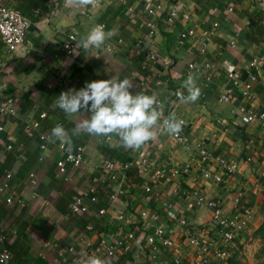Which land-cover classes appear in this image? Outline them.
<instances>
[{
  "label": "crops",
  "instance_id": "obj_1",
  "mask_svg": "<svg viewBox=\"0 0 264 264\" xmlns=\"http://www.w3.org/2000/svg\"><path fill=\"white\" fill-rule=\"evenodd\" d=\"M141 1L97 0L96 6L78 9L68 6L66 0L5 1L22 12L30 26L23 44L14 50H8L0 39V93L15 103L13 116L0 114V149L6 135L12 140L11 151L0 156V185L4 186L0 232L5 235L0 247L9 254L0 264H82L91 256L104 258L105 244L131 230L137 237L128 241V251L117 249V263L149 264L146 246L139 239L149 231L139 218L142 209L155 213L158 221L173 230L172 247H158V257L164 261L174 255L190 257L192 249L185 243V230L172 219L173 214L184 217L205 239L219 236L209 209L198 204L194 194L214 200L229 217L234 213L232 198L239 192L241 203L250 211L246 226L235 234L230 256L222 264L231 257L249 259L258 248L259 239L253 233L264 216V178L260 177L264 170V122L242 123L238 106L264 112V0H153L162 9L153 17L143 12ZM170 9L187 17L168 24L163 15ZM147 21L154 24L152 37ZM213 22L217 26L200 52L199 34ZM96 24L104 25L111 37L98 49L77 48ZM186 27H193L195 34L179 41ZM69 33L74 35L75 48L65 53L62 44ZM146 52L154 53L155 60L143 63L140 58ZM221 59L234 62L242 77L247 70L256 74L244 102L238 97L218 100L227 82L218 66ZM253 60L254 66H249ZM188 63H194L199 71L188 70ZM189 74L201 94L194 103H182L177 94L187 96L184 81ZM112 75L129 78L134 94L156 93L164 105V117L174 112L185 121L183 143L161 133L133 150L121 147L115 136L94 137L82 131L73 135L78 119L87 116H67L55 105L59 94ZM42 111L46 115L39 118ZM24 122L37 125L31 135L24 132ZM57 123L71 136L72 148L84 147V162L77 167L67 164L63 173L55 165L61 142L50 141ZM39 134H45L46 139L41 141ZM41 142L44 148L39 147ZM201 148L212 155L209 159L216 155L234 159L237 169L226 174L214 160L198 165L197 151ZM140 153L163 169L162 178H154L152 169L138 171ZM245 155L249 161L244 160ZM105 160L116 166L127 163L130 171L122 192L111 202L104 196L114 187L102 170ZM182 167L187 171L182 172ZM202 167L210 175H220L221 180L204 176ZM6 172L9 179L4 177ZM144 184L155 192L149 199L144 198ZM90 190L96 201L89 200ZM4 195L10 197V204L4 202ZM76 195L83 196L86 212L70 211L69 202Z\"/></svg>",
  "mask_w": 264,
  "mask_h": 264
},
{
  "label": "built area",
  "instance_id": "obj_2",
  "mask_svg": "<svg viewBox=\"0 0 264 264\" xmlns=\"http://www.w3.org/2000/svg\"><path fill=\"white\" fill-rule=\"evenodd\" d=\"M6 0H0V39L8 50H14L17 47L21 46L25 39V34L27 29L30 26L29 19L17 8L6 5ZM58 0H48L49 3L57 2ZM141 7L143 12L149 16H156L161 12V6L159 3L154 2L153 0H142ZM230 8H227L229 10ZM264 9V7H263ZM179 17L186 18L185 13H178L175 9L168 10L163 15L164 22L168 24H173L176 19ZM102 25V24H101ZM146 25L149 28V36L152 37L155 33L154 24L151 21H147ZM217 26V23L213 22L212 25L200 32L199 34V43H200V52H204L205 49V40L211 34L212 29ZM195 34L193 27H186L179 34V41H182L186 37H191ZM74 35L72 33L67 34L66 41L62 44V48L65 53H71L75 48ZM144 63L146 60H155L154 53L146 52L140 58ZM256 60L250 62L249 66H254ZM205 66H208L205 63ZM218 66L224 74L226 86L223 92L219 95V101H229L232 98L238 97L241 101H245L249 98L253 85L257 80L255 73L251 71H246L245 76L242 77L241 73L236 70L234 62L229 59H221L218 61ZM188 70L193 73L199 71V68L196 67L194 63H188ZM186 77L185 79H187ZM239 111V120L246 124L252 121H257L259 123L264 122V112H253L248 110L244 104L238 106ZM0 114L6 116H13L15 114V103L11 97L1 96L0 93ZM45 112H40L38 114L39 118L44 117ZM166 118V117H165ZM58 124V123H57ZM37 125L31 122L23 123V130L27 135H31L33 130H36ZM3 128L0 126V131ZM172 139L176 143H183L184 137L182 133L178 136L171 135ZM38 138L41 141L46 139L45 134H39ZM45 144L41 142L40 148H44ZM58 150L60 151V156L55 161V165L60 173L64 172V168L67 164L77 167L84 162V147L77 145L72 148L71 152L65 150L66 146H62L61 143L57 145ZM12 149V140L9 135L5 136V142L3 149H0V156L4 152H9ZM198 165L204 164L209 160H214L216 165L221 168V170L226 174H231L237 169V163L234 159L225 158L222 156H214L213 159H209L210 156L207 151L203 148L197 151ZM245 161H249V156L245 155ZM102 170L105 172V176L114 182V187L111 191H106L105 197L107 202L113 201L117 194L122 192V183L126 179V171L128 168L127 163H121L118 166L115 165V162L105 160L101 164ZM136 167L140 173L147 172L148 170H153V176L156 179H160L164 176L163 169L157 166L155 161L152 159H147L144 157L143 153H140V158L136 163ZM202 174L204 176H212L215 181H220L221 177L218 174L210 175L208 169L202 167ZM182 172L187 171V167H182ZM6 179L10 178V174L6 172L4 174ZM260 177L264 178V170L260 172ZM4 192V186L0 185V193ZM144 198L149 199L155 193L150 185L144 184L143 186ZM90 201H96V196L90 190L87 192ZM195 200L198 204L205 205L210 211V217L212 222L219 227V236L217 239L210 240L205 239L204 236H201L199 231L188 223L184 217L172 215V219L177 222V224L184 228L185 230V243L189 245L192 249L191 256L186 257L174 255L169 261H164L159 258L157 253L159 251L158 247L161 249H169L173 245V240L171 234L173 230L165 226L162 222L158 221V217L155 213H147L145 209L139 211V218L141 219L144 225L149 226V231L144 232L140 236L141 244H144L147 249V257L150 261L149 264H222L230 256L229 246L236 233L242 231L247 224V221L250 216V211L241 203L240 193L237 192L232 198V206L234 207V213L231 216H224L221 206L212 199H204L201 196L194 194ZM5 203L10 204L12 200L8 195L3 196ZM18 204H21V201L16 200ZM69 209L73 213H84L87 211V205L83 201L82 195L74 196L69 202ZM169 206V205H167ZM99 213H102L103 210L99 209ZM143 226V225H142ZM144 229V227H143ZM137 237L136 233L131 230L122 235H117L112 243L105 244L102 256L104 257L108 264H118L116 260L117 249L122 251H128L129 244L128 241H131ZM5 235L0 232V245L4 242ZM9 258V254L4 247H0V263H3Z\"/></svg>",
  "mask_w": 264,
  "mask_h": 264
},
{
  "label": "clouds",
  "instance_id": "obj_3",
  "mask_svg": "<svg viewBox=\"0 0 264 264\" xmlns=\"http://www.w3.org/2000/svg\"><path fill=\"white\" fill-rule=\"evenodd\" d=\"M72 8L96 6L97 0H66ZM112 33L105 31L104 25L96 24L86 36L78 42L77 48L85 50L100 48ZM133 83L125 77L112 75L109 79L86 82L79 90L70 89L61 92L55 101L56 107L67 116L75 117L79 113L87 118L78 119L73 135L81 131L94 137L118 138L121 147L139 150L149 141L157 139L161 133L178 136L185 121L173 112L164 117V105L156 93L151 95L132 92ZM187 96L178 93L182 103H194L201 89L192 74L184 81ZM54 138V139H53ZM59 140L65 150L71 152L73 144L63 125L57 124L51 132L50 141ZM82 264H108L98 256L88 257Z\"/></svg>",
  "mask_w": 264,
  "mask_h": 264
},
{
  "label": "trees",
  "instance_id": "obj_4",
  "mask_svg": "<svg viewBox=\"0 0 264 264\" xmlns=\"http://www.w3.org/2000/svg\"><path fill=\"white\" fill-rule=\"evenodd\" d=\"M129 169L126 172L127 177L129 174ZM253 235L259 239V247L257 249V252L255 254V262L253 264H264V216L262 222L259 224V226L255 229ZM226 264H248L247 262H241L236 259V257H231Z\"/></svg>",
  "mask_w": 264,
  "mask_h": 264
},
{
  "label": "rangeland",
  "instance_id": "obj_5",
  "mask_svg": "<svg viewBox=\"0 0 264 264\" xmlns=\"http://www.w3.org/2000/svg\"><path fill=\"white\" fill-rule=\"evenodd\" d=\"M260 244V243H259ZM259 247V246H258ZM258 249V248H257ZM257 249L255 250V252L254 253H252L251 254V256L249 257V259H247V257H236V259L238 260V261H241V262H247L248 264H253L256 260V258H255V254H256V252H257ZM249 260V261H248Z\"/></svg>",
  "mask_w": 264,
  "mask_h": 264
}]
</instances>
